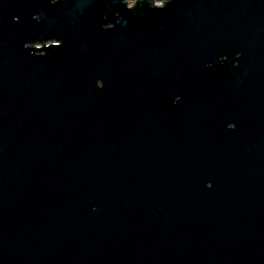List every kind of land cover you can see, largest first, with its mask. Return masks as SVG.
<instances>
[{"label": "water", "instance_id": "95a60500", "mask_svg": "<svg viewBox=\"0 0 264 264\" xmlns=\"http://www.w3.org/2000/svg\"><path fill=\"white\" fill-rule=\"evenodd\" d=\"M0 0V264H264V0Z\"/></svg>", "mask_w": 264, "mask_h": 264}, {"label": "rangeland", "instance_id": "374dc122", "mask_svg": "<svg viewBox=\"0 0 264 264\" xmlns=\"http://www.w3.org/2000/svg\"><path fill=\"white\" fill-rule=\"evenodd\" d=\"M137 1L138 0H131V1H129V6L130 7H133Z\"/></svg>", "mask_w": 264, "mask_h": 264}]
</instances>
